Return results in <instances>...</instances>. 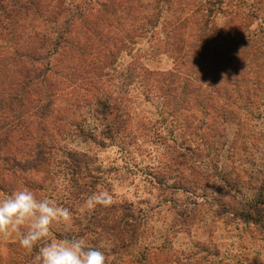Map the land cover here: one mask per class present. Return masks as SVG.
Wrapping results in <instances>:
<instances>
[{
	"label": "rangeland",
	"instance_id": "rangeland-1",
	"mask_svg": "<svg viewBox=\"0 0 264 264\" xmlns=\"http://www.w3.org/2000/svg\"><path fill=\"white\" fill-rule=\"evenodd\" d=\"M208 1L122 0L119 13L109 6L105 17L106 0H0V56H10L4 34L19 25L36 35L31 43L51 36L46 21L21 18L24 5L42 18L64 13L57 27L73 40L49 60L0 66L8 90L12 80L25 84L49 69L57 87L68 86L53 102L45 94L54 88L42 78L29 90L12 87L27 102L21 117L33 133L12 145L0 139V196L27 187L69 208V225L53 234L107 242L108 264H264V86L253 87L261 76L253 60L263 53L251 57L241 41L249 35L264 48V0H215L225 5L206 30L227 26L217 44L240 41L238 62L224 66L198 54L201 17L177 36L167 26V7L193 11ZM79 5L90 15L71 21ZM252 10L258 20H250ZM159 11L153 28L148 18ZM26 40L17 37L16 46ZM185 43L196 51L180 61ZM33 99L43 106L29 121ZM97 192L110 194L111 204L86 208ZM30 259L14 238L0 240V264Z\"/></svg>",
	"mask_w": 264,
	"mask_h": 264
},
{
	"label": "trees",
	"instance_id": "trees-1",
	"mask_svg": "<svg viewBox=\"0 0 264 264\" xmlns=\"http://www.w3.org/2000/svg\"><path fill=\"white\" fill-rule=\"evenodd\" d=\"M161 1L165 2L167 0H161ZM121 2L122 0H106V3L102 5L104 7L102 9V12L104 13L103 15L106 14L105 17H107V14L108 16L112 14V12H110L109 9L106 8L109 6L111 7L117 6L118 7L117 10L115 9L114 11L116 12V14H118L119 13L118 11H120L121 5H118L117 3H121ZM36 4L37 3H34L32 7H34ZM224 5L225 3L222 1L217 3L215 0H210L207 2V5L205 8L203 9L197 8L193 11L176 10V9L173 10L172 9L173 7H167V9H169L168 11H172V17H170L172 23L169 25L167 24V26H170L168 30L170 29V31L176 34L177 36L179 32H181L182 29L186 28L188 25L189 27H194V28L195 26H198L197 24L199 23L197 20H198V17H201L202 18L201 22H203L204 25L202 28L200 27L201 31L197 33V38L202 39L203 42H201L202 47L199 50L200 52H198V54L201 55V52H204L203 55L201 56L207 59H211L209 58V55H214L212 61L217 62L218 66H224V64L226 65V63H232L234 61L238 62L239 60L238 50L240 46V41L238 39L234 38L232 42H229V43L223 42L219 44H217V41H216L218 37H220V35L225 36V31H227L228 29L227 26H224V28H222L221 30L219 29L218 32L214 34H211L213 32L212 30H210L209 32L206 30L207 25L211 23L212 17H215L217 11H222L221 8ZM55 9L57 8L54 7V10ZM24 10L25 11H21V18L31 16L34 18L35 22L42 21V20L46 21L50 26L49 29L51 32V36L47 37L46 35H44L40 37V39H38L39 40L38 43L34 44L33 42L32 43L30 42L31 40H29V38L31 36L34 38V36L36 37V35L34 34L32 35L31 33H28V27L19 25L17 28H13L12 34L10 32L8 33L6 32V34H4V37H6L9 40V42L13 44V50L11 53H9L10 56L8 57L6 56L7 53H4L5 55L3 54L2 56H0V66H3L4 70H6L7 66L12 67L15 64L21 66L23 62H34L35 61L36 63H39L41 58L49 60L52 55H54L55 53H58L60 49L64 48L65 45H69L71 41H73L71 38V32H69L70 31L69 29L65 28L64 30H61L57 27L59 20L63 19L62 15L64 13H55V14L53 13L51 18L47 16L46 18H42L43 17L42 12L39 10H36V8H28L27 5H24ZM73 11L74 12L70 18L71 21L76 20V19H81L82 17L86 15H90V13L88 14L87 11L82 10L81 5L74 7ZM161 14H162L161 11H159L158 13L151 15L150 18H148V20L151 19L152 21V22L148 21V23L150 24L149 26L155 28V25L157 24L158 19L160 18ZM95 17L94 15L91 14V18H95ZM258 17H259L258 13L255 10H252V12H250L249 14V18L251 21H254L255 19L258 20ZM71 21L69 22L66 21L65 22L66 26L70 27ZM192 21H194L195 25H192L193 24ZM2 27L4 30L6 29L4 25H2ZM35 29H36V26H33L31 31L33 32ZM143 29H147V28L145 27L140 28L139 31ZM186 29L184 30V35L186 33ZM234 29H235L234 30L235 32L240 31V28L235 27ZM22 35L27 36V40L24 41V43H21L17 47L15 39ZM247 36L248 37L246 38L248 39L241 40L244 46L246 45V52L253 58L256 54L263 53L262 58H256L253 60V62L256 61L257 69L260 71L259 73L261 74L260 78L258 80L256 79L255 80L256 82L253 85V87L258 88L259 86H264V48L256 46V44L254 43L256 40H253L252 42V38L249 35ZM48 45H51V48L46 50V47ZM229 49H234V53L230 52ZM44 50H45V56L43 55V52H42ZM178 50H179L178 53H180V55L177 56V59H179L180 61L187 58L188 56H190L196 51L193 49L192 44H187V43H185V47L182 46ZM2 53L3 52H1V54ZM181 53H183L182 56H181ZM237 56H238V60H237ZM259 59L261 61H259ZM56 63L57 61L55 62L54 66L61 68V65L59 66ZM199 64L200 62H198V65ZM65 68L67 72L68 68L67 67ZM220 70H222V68ZM48 71H51L50 75H45L43 77L34 76L33 77L34 79L32 81L24 80L25 84H21V82L13 83L14 81L12 80V82L9 83L11 84V87L9 88V90L6 88L8 86L7 83L9 82V80L6 83V79L10 78V76H6L3 86H0V139L4 138L5 139L4 143L11 144L12 141L16 140L18 137L22 138L21 133L23 131L26 132V137H30L31 134L33 133L32 128L29 127L30 124H27V121L26 122L23 121L24 117H21L24 114L25 104L27 102L25 103V99L23 98V95H18V94L16 95L13 88L21 87L26 90H29V88H31L32 85L33 86L35 85L34 83H36V81L39 78L40 79L42 78V82L45 81V85L47 87L53 86L52 88H54V90L49 92V94L44 93L48 97L47 102H53L55 100V97H58L60 96V94H63L65 89L68 88V86L65 87L64 83L62 85L65 88L63 87V89H61L57 87V85H55V82L52 81V79H54L53 75L56 72L53 73L52 69H49ZM63 71L65 72V70ZM67 75H69L68 72H67ZM72 75L74 77H79V75L75 73ZM25 76L26 77L24 79H28V77H30L29 73H26ZM2 78L4 77L2 76ZM27 98H28V101L30 102L32 101L30 97H27ZM38 98L40 99L41 97L39 96ZM33 101L37 103L38 105L33 104L34 108L27 109V114L25 116H27V119L29 121L32 120L33 113H35L37 110L39 111L41 109L40 107L43 106V103H41L42 101L37 100V99L36 100L33 99ZM52 112L49 113V117L52 115ZM54 118L56 121L61 122V118L58 117L57 115ZM12 138L14 140H11ZM23 139L24 138H22L21 140ZM55 148L56 147H54L53 149Z\"/></svg>",
	"mask_w": 264,
	"mask_h": 264
},
{
	"label": "clouds",
	"instance_id": "clouds-1",
	"mask_svg": "<svg viewBox=\"0 0 264 264\" xmlns=\"http://www.w3.org/2000/svg\"><path fill=\"white\" fill-rule=\"evenodd\" d=\"M111 202L110 194L97 192L87 198L85 207H107ZM71 220L69 208L51 198L38 199L27 187L0 196V240L14 238L31 255L29 264H108L101 250L110 246L107 242L96 247L83 238H57L53 234L54 226H67Z\"/></svg>",
	"mask_w": 264,
	"mask_h": 264
}]
</instances>
